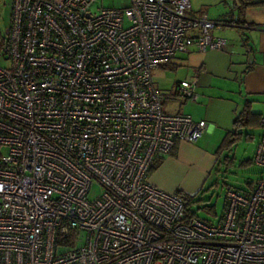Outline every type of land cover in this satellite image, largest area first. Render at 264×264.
<instances>
[{"label":"built area","instance_id":"2783aa9c","mask_svg":"<svg viewBox=\"0 0 264 264\" xmlns=\"http://www.w3.org/2000/svg\"><path fill=\"white\" fill-rule=\"evenodd\" d=\"M95 1L12 0L0 31V264H264V174L208 221L148 173L207 125L163 109L153 70L224 48L213 30L233 23L189 0ZM195 85L174 91L195 101Z\"/></svg>","mask_w":264,"mask_h":264},{"label":"crops","instance_id":"0c3cea01","mask_svg":"<svg viewBox=\"0 0 264 264\" xmlns=\"http://www.w3.org/2000/svg\"><path fill=\"white\" fill-rule=\"evenodd\" d=\"M214 32L226 39V45L222 49L195 51L202 53L199 66L204 74L201 73L203 76L200 78V87L197 85L198 76L193 78L196 79L197 99L190 101L209 104L211 100L218 98L219 101L229 103L234 101L235 108L231 110L232 107L229 106L224 115L223 107L221 111L225 118L213 117L210 112L197 111L193 107L189 108L188 114L195 120L204 119L207 122L204 132L214 134L220 127L224 134L232 126L235 110H240L246 99L252 101L256 112L264 114V2L246 7L241 24L225 25L214 29ZM239 44L244 47L245 58ZM234 63L237 65L235 69L232 66ZM193 142L178 141L176 154H164L158 167L149 174L150 181L167 191L175 192L177 188H183L193 193L196 185L193 182H183L184 177L189 181L193 179L192 169L195 167H190L189 164L197 162L202 156L207 164L215 160L214 153H205L200 144Z\"/></svg>","mask_w":264,"mask_h":264},{"label":"rangeland","instance_id":"374dc122","mask_svg":"<svg viewBox=\"0 0 264 264\" xmlns=\"http://www.w3.org/2000/svg\"><path fill=\"white\" fill-rule=\"evenodd\" d=\"M12 0H0V31H4L8 24L9 13L11 11ZM190 11L198 13L200 11L206 12L210 18L223 19L227 18L229 6L225 4L224 0H189ZM129 0H96L92 6V9H97L102 6H124L128 4ZM230 3V1H229ZM231 4V3H230ZM229 27H224V29ZM213 34H216L213 30ZM241 47V53L244 58L246 57L244 47ZM202 53L192 52L186 54L183 52L177 53L176 57L172 60L177 64L176 68H162L161 66L153 70L152 77L154 84L163 95V109L167 111H177L183 113H189V108L193 107L197 111L210 112L213 117H222L221 111L224 107V115L229 106L231 110L235 108V103L232 101H219L213 99L209 104L199 102H191L190 100H183L181 95L173 92L176 83L182 79L192 80L197 77V85L200 87V78L204 74L200 68V57ZM249 59V57H248ZM235 69L236 63L232 64ZM221 85V84H220ZM222 86V85H221ZM215 92H212V94ZM224 95V94H221ZM201 102V103H200ZM226 102V103H225ZM239 112V109L235 110L234 116ZM223 118H225L223 116ZM231 127V126H230ZM242 138L231 146L229 150H224L221 154V158L224 155L232 157L230 164H225L223 160L204 162V157H200L197 162L189 164L192 169L193 179L189 181L186 177L183 178V182L186 184L194 183L196 188L194 202L192 204L193 209L198 210L199 216L206 218L209 221H216L218 216L223 212L225 206V194L226 187L232 186L238 190H245L248 188V182H252L261 175L264 174V168L254 162L241 163L247 158H251L255 150L256 145L261 134L264 132L262 125H256L252 128L242 129ZM224 132V131H223ZM221 128L218 127L214 134L206 133V131L193 143L200 144L204 148V152L213 154L214 150L218 146L220 137L223 135ZM246 132L253 134L252 138H245ZM204 144V145H203ZM216 158V156H215ZM197 168V169H196ZM217 182L216 184H214ZM189 189V188H188ZM100 192V186L98 183H93L88 193V198L95 197ZM204 205L214 206L215 211L208 210Z\"/></svg>","mask_w":264,"mask_h":264},{"label":"trees","instance_id":"16d2710c","mask_svg":"<svg viewBox=\"0 0 264 264\" xmlns=\"http://www.w3.org/2000/svg\"><path fill=\"white\" fill-rule=\"evenodd\" d=\"M224 1L226 4L229 5V11H228L229 15L227 16V18H223V20L227 22H231L233 23V25L234 24L239 25L243 22V15H244V10L246 7L253 5V4L264 2V0H224ZM229 1L231 4L229 3ZM234 9H235V12L233 11ZM176 65L177 64L173 63V61H168L166 63L159 65V67L161 66L164 69L169 68V67L176 68ZM173 92L175 93L176 91L173 90ZM183 100H189V99H183ZM177 112H180V111H177ZM260 118H261V114L256 112L253 109L252 101L249 99H246L241 109L239 110V112L234 116L232 120L231 128L225 131L218 146L214 150L213 153L216 156L215 161L221 162V160H223L225 164H230L232 162V157H229L228 155H224V157L221 158L222 152L224 150H229L233 144L237 143L242 138V135H243L242 129L244 128L249 129V128H252L253 126L261 125ZM262 134H264V132ZM262 134L259 140L261 139ZM252 136L253 134L250 132H246L245 134V138H252ZM176 149H177V143H175V145L167 153L170 155H175ZM163 156L164 154H161L154 158V160L152 161L148 169L149 174L152 173L156 169V167H158L159 163L163 159ZM249 162H253L252 157L243 160L241 163H249ZM216 183L217 182H215L214 184ZM247 184L249 187L251 186L252 182H248ZM229 188H233V187L230 185L226 187L225 206H226V195H227V191ZM175 193L181 196L184 200V210H185V217L183 218L184 220L189 219L193 216H199L198 210L197 209L195 210L192 208V204L194 202V196L196 192L190 193L183 188H177L175 190ZM225 206H224V209H225ZM204 207H207L208 210L215 211L214 206L210 207L208 205H204ZM224 209H223V212H224ZM223 212L218 216V219L221 218ZM203 219L207 220L206 218H203Z\"/></svg>","mask_w":264,"mask_h":264}]
</instances>
